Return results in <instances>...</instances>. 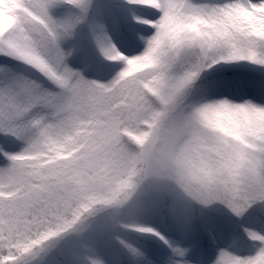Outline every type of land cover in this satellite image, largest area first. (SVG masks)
<instances>
[{
	"label": "snow or ice",
	"instance_id": "snow-or-ice-1",
	"mask_svg": "<svg viewBox=\"0 0 264 264\" xmlns=\"http://www.w3.org/2000/svg\"><path fill=\"white\" fill-rule=\"evenodd\" d=\"M209 209L264 264V0H0V264H193Z\"/></svg>",
	"mask_w": 264,
	"mask_h": 264
},
{
	"label": "rangeland",
	"instance_id": "rangeland-1",
	"mask_svg": "<svg viewBox=\"0 0 264 264\" xmlns=\"http://www.w3.org/2000/svg\"><path fill=\"white\" fill-rule=\"evenodd\" d=\"M125 28L129 31H135L137 25L132 19V16L126 10H121L110 26L109 35L113 38L114 43L126 48L127 44L122 38V32ZM87 49H89V47L86 45V52L81 53V56H78L76 66L80 69L86 67L81 63L82 56L87 55L91 62H94L93 55ZM99 58L104 60L100 55ZM224 211L227 212L222 209L219 211L209 209L203 212V220L197 222L195 230L189 237L183 240V244L191 247L197 240H201L200 245L208 249L207 256L212 257H214L215 253L220 248H227L231 242V235L240 231V229L237 222L231 216L223 218L219 215ZM209 232L215 236V239L209 235ZM149 251L156 257H162L167 254L166 252H158L157 249H149ZM196 253L189 257L193 264H196L197 259L200 258V255H197Z\"/></svg>",
	"mask_w": 264,
	"mask_h": 264
},
{
	"label": "trees",
	"instance_id": "trees-1",
	"mask_svg": "<svg viewBox=\"0 0 264 264\" xmlns=\"http://www.w3.org/2000/svg\"><path fill=\"white\" fill-rule=\"evenodd\" d=\"M89 47V52L93 55L94 57V62H92L93 64L95 65H101V64H107V63H110V62H107L105 60H102L99 58V55L97 53V51L95 50V48L93 47L92 44H88L87 45ZM77 59L78 57L74 58L72 63H73V66L77 69H80L76 66L77 64ZM85 70V75L87 78L89 79H98L100 80L101 82H107V80L111 79L112 76L115 75V72H111L109 73L108 71H104V72H96V71H92V70H89L87 69V67H84L83 68ZM229 213L227 212H222L220 213L219 215L222 216L223 218H227V217H230V214L228 215ZM201 240H197L190 248H191V251H192V254L196 253L197 255H200L203 254L205 256H207V252H208V249L206 247H203L202 245H200L201 243ZM148 249H157V245L155 243H152V242H148Z\"/></svg>",
	"mask_w": 264,
	"mask_h": 264
}]
</instances>
